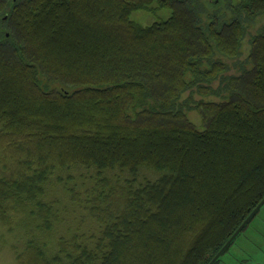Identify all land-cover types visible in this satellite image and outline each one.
Instances as JSON below:
<instances>
[{"label": "trees", "instance_id": "1", "mask_svg": "<svg viewBox=\"0 0 264 264\" xmlns=\"http://www.w3.org/2000/svg\"><path fill=\"white\" fill-rule=\"evenodd\" d=\"M0 144V218L79 215L31 264H209L264 198V0H0Z\"/></svg>", "mask_w": 264, "mask_h": 264}, {"label": "rangeland", "instance_id": "2", "mask_svg": "<svg viewBox=\"0 0 264 264\" xmlns=\"http://www.w3.org/2000/svg\"><path fill=\"white\" fill-rule=\"evenodd\" d=\"M169 13L166 9L138 11L132 17L138 23L148 25L166 19ZM64 88L70 91L68 86ZM191 119L199 123L197 113H192ZM4 147L0 144V171L3 170L2 164L5 163L7 172L11 173L16 169L14 154L8 153ZM146 175L150 178L156 176L152 172ZM48 194L53 196L52 199L60 198L65 205L61 208L60 222L53 224L48 232L39 228V221L30 214L29 208L20 205L13 208L10 205L5 210L4 217L0 218V264H31L32 259L35 263H40L42 258L39 257V253H35L36 246L45 250L47 259L54 257L61 232L65 228L73 227L75 224L73 219L79 215L73 211L68 196L57 183H51ZM86 222L88 223V218ZM88 225L84 223L82 228H87ZM218 264H264V205L234 240L228 251L221 256Z\"/></svg>", "mask_w": 264, "mask_h": 264}, {"label": "water", "instance_id": "3", "mask_svg": "<svg viewBox=\"0 0 264 264\" xmlns=\"http://www.w3.org/2000/svg\"><path fill=\"white\" fill-rule=\"evenodd\" d=\"M264 205V198L258 204V206L252 211V213L246 218L243 224L237 229V231L232 235V237L226 242V244L222 247V249L216 254V256L212 259L209 264H214L224 253L225 251L232 245L237 236L243 231V229L250 223V221L257 215L259 210Z\"/></svg>", "mask_w": 264, "mask_h": 264}, {"label": "bare ground", "instance_id": "4", "mask_svg": "<svg viewBox=\"0 0 264 264\" xmlns=\"http://www.w3.org/2000/svg\"><path fill=\"white\" fill-rule=\"evenodd\" d=\"M11 5H13L12 2H11ZM11 7H12V6H11ZM11 7H9V8H11ZM2 32H3V31H2Z\"/></svg>", "mask_w": 264, "mask_h": 264}]
</instances>
